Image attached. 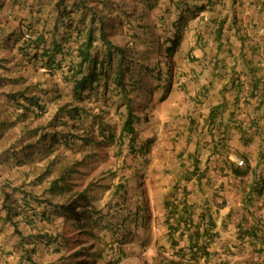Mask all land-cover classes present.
Instances as JSON below:
<instances>
[{
    "label": "rangeland",
    "instance_id": "374dc122",
    "mask_svg": "<svg viewBox=\"0 0 264 264\" xmlns=\"http://www.w3.org/2000/svg\"><path fill=\"white\" fill-rule=\"evenodd\" d=\"M91 1L100 6L104 0ZM112 1L122 15L108 28L111 39L125 47L126 64L140 70L124 76L128 90L135 82L129 94L139 118L133 147L123 133L128 100L116 87L115 72L76 97L64 72H48L40 59L21 52L23 39L17 36L26 35L31 23L49 31L59 1L0 0V208L7 203L17 208L14 200L20 205L19 180L27 173L32 179L48 172L45 185L29 189L36 195L53 178L67 188L62 196L47 194L50 219L36 222L35 233L62 241L39 243L38 264H110L121 255L115 264H182L170 247L168 252L162 247L163 202L185 162V116L173 111L185 95V82L178 85L185 41L207 31L197 9L203 3L191 0L187 9L185 0H160L149 9L144 0ZM177 27L181 36H175ZM177 37L181 50L171 54L167 39ZM60 204H73L74 213H56Z\"/></svg>",
    "mask_w": 264,
    "mask_h": 264
},
{
    "label": "crops",
    "instance_id": "0c3cea01",
    "mask_svg": "<svg viewBox=\"0 0 264 264\" xmlns=\"http://www.w3.org/2000/svg\"><path fill=\"white\" fill-rule=\"evenodd\" d=\"M220 11L214 16L221 21L228 15L220 42L214 33L185 41V59L178 68L183 72L178 85L185 82V95L173 112L185 116L187 172L194 167L187 159L190 152L209 160L203 184L188 186L197 204L212 206L219 231L213 250L238 264L244 257L230 253L253 251L255 246L240 232L264 221V188L263 195L255 190L264 178V9L252 0H235ZM134 71L140 70L129 72ZM238 157L249 160L246 176L234 173ZM221 199L224 204H219ZM18 239L13 228L0 225V264H18Z\"/></svg>",
    "mask_w": 264,
    "mask_h": 264
},
{
    "label": "trees",
    "instance_id": "16d2710c",
    "mask_svg": "<svg viewBox=\"0 0 264 264\" xmlns=\"http://www.w3.org/2000/svg\"><path fill=\"white\" fill-rule=\"evenodd\" d=\"M56 7L58 10L55 18L51 20L52 28L49 31L39 30L34 24H30L26 35L20 33L16 41L23 39V45L20 47L21 52L25 55L32 56L40 59L42 67L48 72L60 70L65 73V79L72 85V89L79 95L81 89L93 87L94 82L101 76L110 77L115 72V84L118 90L123 91V96L128 100L125 107L127 117L123 124V133L129 136V141L133 147L136 141L135 121L136 115L133 110L131 97L129 94L134 90V82H131L132 90L126 88L124 76L134 66L130 61H125L126 53L125 47L113 42L111 36L113 32L108 31V28L113 26L117 18L122 15L119 12L121 6L112 0H104L100 6H94L96 1L91 0H70L71 3L67 4V0H58ZM145 5L148 4L149 9L155 8L160 0H144ZM187 9L191 7V0H185ZM196 3L205 1L202 6L198 7L200 10H209L213 16L214 14L221 13V8L235 3V0H192ZM256 4H261L264 9V0H252ZM176 4L177 2H173ZM218 8H220L218 10ZM189 11V10H188ZM81 13L78 17L76 14ZM185 12V10L181 11ZM76 13V14H75ZM52 15H54L52 13ZM130 16V14H128ZM227 20L223 18L221 21L218 17H211L209 23L213 28L215 41L220 42L225 34L227 28ZM177 25V24H175ZM43 29H45L43 27ZM111 29V28H110ZM212 33V34H213ZM15 35V34H14ZM13 35V36H14ZM132 39H137L139 36L135 33L129 34ZM180 34L177 27L175 36ZM12 36V37H13ZM25 37V38H24ZM204 38L205 36L201 35ZM180 37L170 38L167 41H172V45L168 47L171 54L174 53L176 47L180 45ZM132 41H129V44ZM30 51H32L30 53ZM130 63V64H129ZM114 66V68H112ZM112 70V72H110ZM108 91V87L106 92ZM138 118V117H137ZM139 120V118H138ZM256 127H258L256 125ZM250 141H245L248 143ZM194 153V152H193ZM192 152L189 153L187 158L193 162V170L187 172V165L185 162L181 164L180 177L174 182L170 193L163 202L165 214L163 218L164 232L166 244L165 250L170 251L173 257L179 258L182 264H229L227 262H218L213 259L210 251V246L216 237V221L214 220L211 211L212 206L208 202L192 203L190 195L193 193V188H189L188 183L194 182L195 185L203 184V179L206 177L205 172L200 170V159ZM214 154V153H213ZM183 154H181L182 156ZM215 155V154H214ZM182 158V157H181ZM245 160V159H244ZM250 163L245 160L243 167L234 168V173L246 176L249 173ZM50 172V171H49ZM48 172L41 173L31 179V173L19 180L22 187V196L19 199L21 202L14 200V205L4 204L0 208V225H7L14 229V233L19 237L18 244L21 251L18 264H38L34 255L38 252L39 243L45 241L49 246L56 242L61 245L62 241L57 239L51 234L35 233V226L38 220L50 219L45 216L47 210L51 208L52 203L47 194L51 196H62L67 188L60 183L59 178H53L49 181V186L45 188L42 194L36 195L29 192V189L35 186H42L47 183L46 177ZM4 175V172H0ZM51 175V173H50ZM45 177V178H44ZM62 179V178H61ZM182 180L187 181L185 185H181ZM9 187V182L4 179L3 183ZM16 188V187H13ZM264 178L261 179L259 187L255 190L263 195ZM6 191V190H5ZM254 191V190H253ZM6 193H9L6 191ZM10 194H8L9 196ZM247 198V197H246ZM34 201V202H33ZM37 202V203H35ZM45 203V208H39V205ZM78 201L73 202V204ZM65 206L60 204L61 209H56V213H74V206ZM23 205V206H22ZM57 205V204H56ZM29 213L31 215H29ZM68 213V214H69ZM16 217V218H14ZM20 220H17V218ZM77 216L73 215V218ZM138 220V218H137ZM25 229H30L32 232L27 233ZM258 231V232H257ZM260 229L257 226L252 227L250 230L243 231V235L253 237L254 252L252 260L245 264H260L262 255L264 254V234H260ZM42 235L49 237V240H42ZM53 239V240H52ZM258 242H262L258 245ZM96 255V254H93ZM123 255H121L122 257ZM94 258V256H90ZM121 257L110 262L115 264L120 261ZM174 262V260H171ZM235 264V263H233ZM264 264V263H263Z\"/></svg>",
    "mask_w": 264,
    "mask_h": 264
},
{
    "label": "clouds",
    "instance_id": "9594fccd",
    "mask_svg": "<svg viewBox=\"0 0 264 264\" xmlns=\"http://www.w3.org/2000/svg\"><path fill=\"white\" fill-rule=\"evenodd\" d=\"M201 2V1H200ZM205 1H203L202 3L203 4H205L204 3ZM203 4H200V6H202ZM200 6H198V7H200ZM198 9V8H197ZM198 12H201V13H203V19H205V20H203L204 21V25L207 27V31H206V33L208 34V33H213V28H212V26L210 25V23H209V19L211 18V16H213V14L209 11V10H200V9H198ZM207 12H209V14H206ZM206 33H202L201 35H203V36H205V34ZM200 35V36H201ZM199 36V37H200ZM170 43H171V41H169ZM181 44H182V39L180 40V45L178 46V47H176V50L174 51V53L173 54H175L176 53V51H178V49L181 47ZM170 46H171V44H170ZM169 47V46H168ZM168 49V48H167ZM180 50H181V48H180ZM169 51V50H168ZM171 53V52H170ZM134 67V66H133ZM131 69H133V68H131ZM158 70H159V68H158ZM135 83V82H134ZM135 85V84H134ZM134 89H135V87H134ZM83 90H85V89H83ZM78 97H80V94L78 95ZM138 121V120H137ZM135 124H136V122H135ZM240 161H242L243 163L242 164H240ZM208 162H209V160H207V158H205V160L203 161V159H200V163H204V167L203 166H201L200 165V170H201V172H206V170H207V168H208ZM236 166L237 167H243L244 165H245V160H244V158H242V157H238L237 159H236ZM191 170H193V168L191 169ZM184 181V184L183 185H185V183L187 182V181H185V180H183ZM193 184H194V182H193ZM190 197H191V202L192 203H195V204H197V201L195 200V198L193 197V193L190 195ZM225 203V199H221V201L219 202V204H224ZM259 226H257L259 229H260V234L262 235V234H264V221H261L260 220V222H259V224H258ZM216 228H217V224H216ZM215 228V229H216ZM216 237L218 236V234H219V231L218 230H216ZM240 235L242 236V238H244V239H248L249 241H252L253 240V237H251V236H249V235H243V232H240ZM215 237V238H216ZM215 241V240H214ZM214 241L212 242V244H211V246H210V251H211V254H212V256H213V259L214 260H217L218 262H227V263H229V264H233V263H231V261H229V260H227V259H223L224 257H223V255H221V254H219V255H217L216 253H215V251L213 250V247H214ZM253 252H254V249H253V251H246V252H244V253H237V252H235V251H233V253H230V255H235V254H240L241 256H243L244 257V260L241 262V263H238V264H245V263H248V262H250L251 260H252V254H253ZM224 256H225V254H224ZM264 263V254L262 255V259H261V263L260 264H263ZM256 264H258V263H256Z\"/></svg>",
    "mask_w": 264,
    "mask_h": 264
},
{
    "label": "built area",
    "instance_id": "2783aa9c",
    "mask_svg": "<svg viewBox=\"0 0 264 264\" xmlns=\"http://www.w3.org/2000/svg\"><path fill=\"white\" fill-rule=\"evenodd\" d=\"M243 162L242 161H240V164H242Z\"/></svg>",
    "mask_w": 264,
    "mask_h": 264
}]
</instances>
